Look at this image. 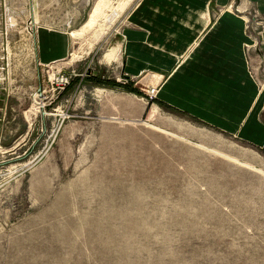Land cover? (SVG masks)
I'll use <instances>...</instances> for the list:
<instances>
[{"label": "rangeland", "instance_id": "obj_1", "mask_svg": "<svg viewBox=\"0 0 264 264\" xmlns=\"http://www.w3.org/2000/svg\"><path fill=\"white\" fill-rule=\"evenodd\" d=\"M100 1L0 0V264H264V152L121 75L105 55L140 0L84 30ZM42 28L65 59L41 61Z\"/></svg>", "mask_w": 264, "mask_h": 264}, {"label": "crops", "instance_id": "obj_2", "mask_svg": "<svg viewBox=\"0 0 264 264\" xmlns=\"http://www.w3.org/2000/svg\"><path fill=\"white\" fill-rule=\"evenodd\" d=\"M233 1L140 0L115 60L143 92L155 89L158 102L264 152V84L250 62L264 44V0H249L250 11ZM39 41L43 63L69 54L65 32L42 28Z\"/></svg>", "mask_w": 264, "mask_h": 264}, {"label": "bare ground", "instance_id": "obj_3", "mask_svg": "<svg viewBox=\"0 0 264 264\" xmlns=\"http://www.w3.org/2000/svg\"><path fill=\"white\" fill-rule=\"evenodd\" d=\"M100 1V0H99ZM103 1L104 0H101L99 3H97V5L96 6H94L93 7V10L90 12L91 14L89 15V18L87 19V21L84 23V30L86 29H88V28H91V27H94V25H95V23L97 22V20H98V17L100 16V13H101V9H102V3H103ZM107 1V0H106ZM107 2H109V1H107ZM106 3V2H105ZM106 5V4H105ZM106 6H108L109 7V5L107 4ZM107 7V8H108ZM125 7V6H124ZM106 8V9H107ZM105 9V8H104ZM122 10V9H121ZM102 13H104V12H102ZM105 13H107V12H105ZM102 17H103V15H102ZM99 18H101V17H99ZM101 20V19H100ZM99 20V21H100ZM100 23V22H99ZM98 23V24H99ZM103 25V24H102ZM96 27V26H95ZM98 27H100V24H99V26ZM103 27V26H102ZM81 29V28H80ZM83 30V31H84ZM104 32L105 31H102V30H100L98 33H97V40L99 39V38H101V36L104 34ZM78 33V32H77ZM87 33V32H86ZM73 34L75 35L76 33H75V31L73 32ZM72 35V34H71ZM75 39V38H74ZM117 44V43H116ZM115 46V45H114ZM113 46V48H110V50L106 53V58H108V59H116L117 58V55H118V52H119V48H120V46L119 47H114ZM153 90V89H152ZM152 90H150V92H152Z\"/></svg>", "mask_w": 264, "mask_h": 264}, {"label": "trees", "instance_id": "obj_4", "mask_svg": "<svg viewBox=\"0 0 264 264\" xmlns=\"http://www.w3.org/2000/svg\"><path fill=\"white\" fill-rule=\"evenodd\" d=\"M91 78V81H93L94 83H97V84H104V85H110V86H113V85H116V86H123L121 84H118V83H114V81H107V80H103L102 78H100L99 76H92L90 77ZM127 90L129 91H132V92H137L135 88H132L130 86H124Z\"/></svg>", "mask_w": 264, "mask_h": 264}, {"label": "built area", "instance_id": "obj_5", "mask_svg": "<svg viewBox=\"0 0 264 264\" xmlns=\"http://www.w3.org/2000/svg\"><path fill=\"white\" fill-rule=\"evenodd\" d=\"M63 82H64L65 84H67V83H68V79L65 78ZM65 84H64V85H65ZM154 91H155V89H153L151 93H154Z\"/></svg>", "mask_w": 264, "mask_h": 264}]
</instances>
